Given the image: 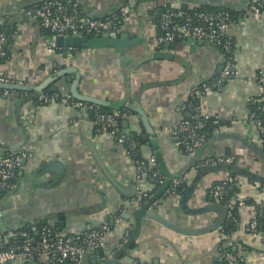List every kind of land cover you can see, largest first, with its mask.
Wrapping results in <instances>:
<instances>
[{"label": "crops", "instance_id": "crops-1", "mask_svg": "<svg viewBox=\"0 0 264 264\" xmlns=\"http://www.w3.org/2000/svg\"><path fill=\"white\" fill-rule=\"evenodd\" d=\"M41 1L0 0V23L5 25L6 34L11 33V55L0 63V79L37 85L59 70L75 66L81 93L128 110L118 122L120 133L143 144L138 156L148 160L155 157L159 173L165 182L170 179V188L175 191L152 203L148 210H156V218H147L148 210H141L139 200L157 189L156 178L139 175L133 153L115 135L97 130L90 109L63 100L37 101L36 96L51 87L73 99L67 80L73 74L59 77L34 95L4 89L0 90V153L23 150L28 158L19 169L14 189L0 194V233L37 225L70 233L89 231L108 222L110 230L103 247L114 248L115 253L103 261L117 258L118 264H215L227 248L261 260L264 236L247 230L256 209L246 201L264 200V158L255 151L262 144L249 120L250 100L260 91L258 83L249 78L264 66V23L247 11L232 31L239 75L220 90L210 87L200 94L201 111L219 117L222 126L196 158V151L186 153L179 148L172 131L184 118L192 89L220 74L222 52L207 43L201 46L179 41L169 48L171 59L153 60L139 69L132 63L121 64L120 54L110 48L71 50L65 58L61 48L49 47L42 28L27 20L26 10ZM74 1L86 14L104 17L118 11L113 9L121 0ZM134 1L137 3L130 17L119 31L151 42V51L157 29L150 10L157 4L169 3L176 9L223 4L221 7L234 10L246 4V0L130 2ZM146 48L142 43L131 54L136 58ZM127 106L141 108L144 115ZM120 109L112 112L116 118ZM220 156H234L235 161L202 166L205 159ZM233 176L240 188L237 197L246 203L239 208L240 222L230 235L222 232L223 226L200 235H183L159 220L186 230L214 224L218 213L201 210L217 201L211 192L213 185ZM177 179L184 181L174 184ZM134 183L136 189L132 188ZM128 233L132 244L127 242ZM10 264H43V260ZM77 264L84 263L80 259Z\"/></svg>", "mask_w": 264, "mask_h": 264}, {"label": "built area", "instance_id": "built-area-1", "mask_svg": "<svg viewBox=\"0 0 264 264\" xmlns=\"http://www.w3.org/2000/svg\"><path fill=\"white\" fill-rule=\"evenodd\" d=\"M128 1L129 3H126L118 11L104 17L86 14L80 8L79 3L74 0H42L37 5L28 8L26 14L35 18L41 28L52 32L53 37L51 43H49V47L53 49L55 47V38L60 35L82 36L121 30L131 14V0ZM253 1L255 5L252 6L250 11L259 22L264 23V11H261L258 7L264 4V0ZM158 6H164L165 10L160 14L159 24H155L157 31L152 41L156 45L165 47L168 43L175 41L189 39L203 40L205 43L221 50L223 54V69L220 76L213 83L214 88L220 90L228 81L237 78L239 71L236 57L234 58L236 56V47L232 31L238 26L240 19H232L227 11H200L193 15H188L181 10L174 11L171 8H167V4H158ZM7 42L6 34L0 31V57H5L7 54L5 50ZM249 80L258 83L260 90L258 95H263L264 66L253 74ZM0 82H5V79H0ZM39 99L46 102L57 100L55 96L49 98L46 95H41ZM63 101L71 102L73 105L81 107L84 110L89 109L84 103L75 101L71 97H67ZM261 113L262 117L259 118V116L250 111L249 120L257 128L263 149L264 105L261 107ZM195 118H203L204 120L212 119L214 124L221 122L219 117L203 113L201 108L189 109L186 115H184L179 127L172 131L176 144L186 153L195 152L207 142L206 133L200 130L204 122L199 121L195 123L192 121ZM96 123L102 124V131L109 132L112 135H118L120 143L129 142L128 149L131 153L138 151L136 143L123 133H120L119 123L114 114H103L99 116ZM109 129L111 131H108ZM27 158L28 152L23 150L12 153H0V194L14 189L18 179L19 169L22 166L23 160ZM234 161V156L212 157L205 159L202 166L232 164ZM135 163L139 175L146 173L151 174L155 178H163L155 169V157H151L148 160L149 167L147 168L145 167L146 163L144 161H135ZM228 180L231 181L233 179L229 178ZM183 181L184 179H177L175 181L173 180V183L180 184ZM224 192V185H217L212 188V193L219 202H221ZM245 203L244 200H240L236 196L223 205L228 212L227 220L231 217L229 209L235 205L242 207ZM255 226L254 215L247 230L252 233H260L264 236V232H255ZM52 229L43 228L39 230L33 227L31 230L22 232L0 233V264H10L16 261L29 262L38 259H42L43 264L64 263L66 260L78 263L85 252L105 245L110 225L108 222H104L100 227L89 231H75L70 233L59 232L55 229L56 232ZM17 237L21 240V244H10V240ZM261 260H264V255L261 257ZM261 260L258 256L251 258L248 255H240L235 251V253L229 252L222 255L215 264H262Z\"/></svg>", "mask_w": 264, "mask_h": 264}, {"label": "water", "instance_id": "water-1", "mask_svg": "<svg viewBox=\"0 0 264 264\" xmlns=\"http://www.w3.org/2000/svg\"><path fill=\"white\" fill-rule=\"evenodd\" d=\"M128 1V0H127ZM126 0H121L113 10H119L121 7H123L126 2ZM136 1L132 2L130 5V8L134 7L136 5ZM220 6H223V4H219ZM113 13V11H111ZM88 14V13H87ZM89 15V14H88ZM95 16L93 14H90V16ZM27 20L32 25H37L39 30L41 29V26L39 22L30 16H27ZM6 32H8V29H6ZM142 43L147 46L146 50H144L143 54H140L136 58L131 54V50L133 48H136L137 46L141 45ZM189 44L193 45H201L205 46V42L203 40H197V39H189ZM149 45H151V42L144 41L143 38L137 36H132L127 31H114V32H107V33H101V34H93V35H82V36H63L60 35L55 38V46L58 48H61L63 50V55L65 58L68 57L69 51L71 50H80V49H106L110 48L115 50L117 53L120 54V61L121 64L125 63H132L135 67V69H139L145 64L150 63L153 60H164V59H171L172 54L169 52V48L172 46V43H168L165 47H161L158 45H153L154 49L151 51ZM152 47V48H153ZM223 69V66H220L218 69V72L221 73ZM67 74H73V78H67L68 81L71 82L69 93L72 95L73 99L79 100L81 102L85 103H91L94 105H98L104 108H112L113 110L120 109V104L118 103H111L107 100H103L94 96H90L87 94H83L79 91V83H80V74L78 72V69L75 66H70L67 68H63L56 72L55 74L51 75L50 77L46 78L43 82L37 84V85H30V84H22V83H11V82H0V90H18V91H27V92H33L35 94H38L39 92H42L45 90L51 83L56 82L59 77H62ZM52 91H58L57 87H51ZM5 97V96H3ZM131 108L132 110H135L139 112L140 114L144 115L143 111L139 107H132L127 106ZM126 125V123H125ZM215 139L211 140L213 142ZM206 145V144H205ZM202 146L198 150H196V158L197 156L202 153L204 150L207 149L208 146ZM11 148V147H9ZM255 151L260 155V157L264 158V150L261 147L255 148ZM27 163V159L23 160L22 165ZM60 165H55L57 168ZM170 180V179H169ZM165 183V188L170 187V181ZM259 181L263 182L262 179L258 178ZM133 189H136V183L132 186ZM11 192V191H8ZM134 195V193H133ZM132 195V196H133ZM215 200V199H213ZM217 200V199H216ZM156 209V208H155ZM201 211H215L218 213L219 218L214 224L200 230H186L177 228L176 226H173L169 223H167L165 220L159 219L167 228L176 230L178 233L183 235H200L203 233H207L213 230H217L221 228L225 222L227 221L228 212L227 209L222 205L221 202L218 200L215 201L214 204H211L207 206L206 208L202 209ZM156 210L149 209L147 211L146 217L147 218H156L155 216ZM228 249V248H227ZM233 251H236V248H232ZM115 253L114 248L105 249V247H97L91 252H85L82 256V263L88 264L89 261H93L92 264H118V259L114 258L111 260L103 261L106 257H111ZM110 259V258H109Z\"/></svg>", "mask_w": 264, "mask_h": 264}, {"label": "trees", "instance_id": "trees-1", "mask_svg": "<svg viewBox=\"0 0 264 264\" xmlns=\"http://www.w3.org/2000/svg\"><path fill=\"white\" fill-rule=\"evenodd\" d=\"M62 1H66V0H62ZM127 4L129 3V1L126 2ZM257 4V3H256ZM168 7L167 8H171L174 11H183L185 14H190L193 15L196 12H200V11H207V12H218V11H227L232 19L235 20H239L241 19L243 16H245V14L247 13V11H250L252 6L255 5V2L253 0H246V4L243 8L240 9H229V8H224L221 6H210V5H198V6H193L192 8H187V9H176L173 8L169 3H167ZM260 8L261 11H264V4L258 6ZM30 8V7H29ZM80 8L83 10L82 6H80ZM165 10L164 6H158V4L156 5V7L152 10H150V12H152V15L154 16L153 19V23L158 25L160 22V14ZM84 11V10H83ZM0 31H2L3 33H5V25L0 23ZM14 32V31H13ZM42 34L44 35V37L49 41V43H51L53 34L50 30H46L42 28ZM6 34V33H5ZM13 34V33H12ZM7 36V40L8 42L6 43L5 46V50L7 52L5 57H0V63L6 62L11 55V52L9 50V40L11 38V33L10 34H6ZM175 42H179V41H175ZM173 42V43H175ZM55 49V47H54ZM77 50H74V53ZM221 51V50H220ZM222 52V51H221ZM235 58V56H234ZM220 76L217 75L215 76L213 79L208 80V81H203L200 84H198L194 89H192V92L190 93L188 100L186 101V105L184 107V115H186V112L191 109L193 110L194 108H200L201 107V101H200V94H202L203 91H205L207 88L213 87V83L214 81ZM31 94V93H30ZM32 95H34V93H32ZM42 95H46L49 98L55 96L57 98V100H63L67 97L63 96L62 94H60L59 92H54L50 89H46L44 91V93ZM41 95L36 96L37 101L41 102V103H45L46 101L39 99ZM86 106L89 107L91 113L90 115H92L93 117H95V120L97 121L99 116L103 115V114H110L113 112L112 108H107V109H102V108H98V106L93 105L91 103H85ZM264 105V94L259 96H254L251 100H250V111L253 114H256L257 116H259V118L262 117V113H261V107ZM128 112V110L120 109L118 117L116 118L117 121L119 122L120 118L125 117L124 115ZM195 123H198L199 121H203L204 125L202 128H200V130L202 132L206 133L207 136V142L214 136L215 132L217 130L220 129V127L222 126V122H220L219 124H214L213 120H204L203 118H195L192 120ZM96 128L98 129H103V126L101 123H97L96 124ZM120 128V126H119ZM108 131H111V129H109ZM115 137L118 138V135L115 134ZM131 139V138H129ZM132 140V139H131ZM134 143H136L138 150L140 149V147L143 146V144L141 142H139L138 140H133ZM206 142V143H207ZM126 148H129V142H125L123 143ZM263 149H264V145H263ZM12 152H17L16 150L13 151H7L5 153H12ZM138 152V151H137ZM135 152L133 153V156L137 158V161H144L146 163V168L149 167L148 164V160L142 156H138V153ZM155 169L159 172V166L156 164ZM160 174V173H159ZM151 175V174H150ZM161 175V174H160ZM233 180H221L216 182L213 186H217V185H224L225 186V192L223 194L222 197V205H225L230 199L236 197L239 194L240 188L239 185L237 184V179L236 176L232 177ZM162 180V182H161ZM165 180L164 178H156V184H157V189L153 191L152 194H149L148 196H146L145 198L139 200V202L141 203V207H142V211L148 210V207L152 204L155 203L157 200H159L160 198H163L164 196H166L167 193L169 192H174L175 190H173V188H165ZM169 190V191H168ZM212 192V191H211ZM247 203H253L255 205V209H256V214H255V222H256V226H255V232H264V202L259 203L256 202L254 200H247ZM239 206L235 205L233 208L229 209V212L231 213V217L225 222V224L222 227V232L224 234H231L233 233L240 222V217H239ZM31 228L33 227H29V226H22L19 229H16L18 232H22L25 230H31ZM37 229L42 230L43 228H51V226H42V225H37L36 226ZM53 231H56L55 228L52 229ZM57 232V231H56ZM131 233V231H129ZM130 233H128V239L127 242L130 240L131 244H132V239L130 236ZM10 244H14V245H19L21 244V240L17 237V238H12L10 240ZM235 253V251H233L231 248L226 249V251H224L222 253V255L226 254V253ZM219 260V258H218ZM217 260V261H218ZM54 264H77V263H73L69 260H66L64 263H54Z\"/></svg>", "mask_w": 264, "mask_h": 264}]
</instances>
